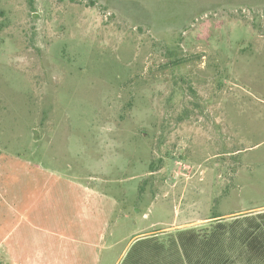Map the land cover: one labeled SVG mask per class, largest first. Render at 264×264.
I'll use <instances>...</instances> for the list:
<instances>
[{
  "label": "rangeland",
  "instance_id": "1",
  "mask_svg": "<svg viewBox=\"0 0 264 264\" xmlns=\"http://www.w3.org/2000/svg\"><path fill=\"white\" fill-rule=\"evenodd\" d=\"M260 210L264 0H0V264Z\"/></svg>",
  "mask_w": 264,
  "mask_h": 264
},
{
  "label": "trees",
  "instance_id": "2",
  "mask_svg": "<svg viewBox=\"0 0 264 264\" xmlns=\"http://www.w3.org/2000/svg\"><path fill=\"white\" fill-rule=\"evenodd\" d=\"M137 238L119 264H264V210Z\"/></svg>",
  "mask_w": 264,
  "mask_h": 264
},
{
  "label": "crops",
  "instance_id": "3",
  "mask_svg": "<svg viewBox=\"0 0 264 264\" xmlns=\"http://www.w3.org/2000/svg\"><path fill=\"white\" fill-rule=\"evenodd\" d=\"M87 233H88V229L87 228L83 229L82 234H87ZM147 233H149V232L140 231L139 233L133 235L130 238V240L128 241V243L126 244V246L121 250V252L117 256V258L112 262V264H119L121 262L122 258L124 257L127 249L131 245V243L133 241H135L137 238L150 235ZM93 251H94V249L90 248V244H87V243H86L85 247H81V248H78L76 250H74V249L71 250V253L73 254L72 256H74L75 254L78 256L76 258V260H74L75 264H85V262H87L90 259ZM95 259H96L95 260V264H96V262L99 260V258L96 257Z\"/></svg>",
  "mask_w": 264,
  "mask_h": 264
}]
</instances>
